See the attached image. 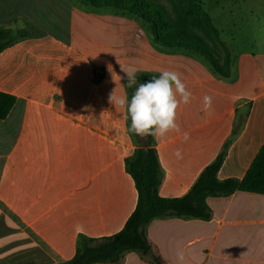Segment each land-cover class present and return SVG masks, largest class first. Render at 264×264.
<instances>
[{"label":"crops","instance_id":"0c3cea01","mask_svg":"<svg viewBox=\"0 0 264 264\" xmlns=\"http://www.w3.org/2000/svg\"><path fill=\"white\" fill-rule=\"evenodd\" d=\"M66 1L61 34L31 33L0 53V92L17 98L0 120V234L8 219L25 225L40 242L35 264L72 259L80 234H117L136 209L126 160L139 146L125 110L109 102L114 90L129 96L122 67L137 69L136 77L176 71L192 93L178 109L180 131L155 139L161 197L187 194L226 146L218 179H243L264 145V10L256 13L251 36L236 22L226 37L220 31L231 54L224 77L194 51L157 44L136 16ZM205 95L212 97L208 111ZM207 204V221L166 217L146 226L162 264H264V194L237 191L208 197ZM8 248L0 239V260ZM120 264L153 263L127 252Z\"/></svg>","mask_w":264,"mask_h":264},{"label":"trees","instance_id":"16d2710c","mask_svg":"<svg viewBox=\"0 0 264 264\" xmlns=\"http://www.w3.org/2000/svg\"><path fill=\"white\" fill-rule=\"evenodd\" d=\"M175 18L166 8L153 0H86L95 9H113L137 16L149 24L154 40L166 48H181L194 51L208 59L218 73L230 74V57L223 62L216 47L222 45L219 30L205 12L201 0H175ZM23 29L0 28V53L14 44L31 38ZM158 73L144 72L137 75L139 83L151 80ZM104 75H98V83ZM133 86L128 98L135 91ZM17 102L13 95L0 92V120L8 117ZM130 128V118H129ZM138 149L126 160L127 172L132 176L137 192V206L124 228L108 237L78 236L75 256L59 264H120L127 252H138L153 264H162L146 235V226L159 218H184L207 221L211 211L208 197L229 196L237 191L264 194V145L243 179L219 180L218 173L226 157L224 151L202 172L192 189L182 197L164 198L159 195L163 172L152 136L141 138L130 132Z\"/></svg>","mask_w":264,"mask_h":264},{"label":"rangeland","instance_id":"374dc122","mask_svg":"<svg viewBox=\"0 0 264 264\" xmlns=\"http://www.w3.org/2000/svg\"><path fill=\"white\" fill-rule=\"evenodd\" d=\"M80 7L93 8L86 0H74ZM162 4L171 18H175V7L179 5L175 0H153ZM204 10L213 20L214 26L221 31L222 36L229 34L231 23L236 22L247 36L254 34V22L256 13L264 10V0H201ZM263 4V9L260 8ZM68 3L66 0H0V24L5 27L18 30L23 29L29 33L52 32L62 33L61 21L68 17ZM126 13V12H123ZM129 14V13H126ZM134 16V15H133ZM137 17V16H136ZM138 18V17H137ZM139 19V18H138ZM86 21H94L87 18ZM101 20L98 19V24ZM246 22V24H245ZM217 54L223 62L227 55L231 57L226 45L216 47ZM108 58L114 57L110 52L106 53ZM231 59V58H230ZM231 61V60H230ZM5 237V240H4ZM1 242L11 245L6 251L5 259L0 260V264H35L38 252L36 251V236L25 226H17L8 219L5 234L1 230ZM22 245V250H14L13 245ZM33 250V253L31 251ZM33 255V256H32ZM40 262H42L41 257Z\"/></svg>","mask_w":264,"mask_h":264},{"label":"clouds","instance_id":"9594fccd","mask_svg":"<svg viewBox=\"0 0 264 264\" xmlns=\"http://www.w3.org/2000/svg\"><path fill=\"white\" fill-rule=\"evenodd\" d=\"M108 70L112 71L111 65ZM122 70L127 75V87H135L130 99L127 96H116L115 90L109 96V102L116 108L125 110V119L130 118L129 131L141 138L152 136L163 138L169 132H179L177 113L181 104L190 103L192 93L182 81L180 73L173 70H163L159 76H153L145 83H139L135 68ZM212 107V97H203V110L208 111ZM188 139V134H184ZM180 157L179 150L176 152ZM182 259V257H181Z\"/></svg>","mask_w":264,"mask_h":264}]
</instances>
